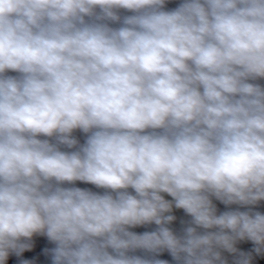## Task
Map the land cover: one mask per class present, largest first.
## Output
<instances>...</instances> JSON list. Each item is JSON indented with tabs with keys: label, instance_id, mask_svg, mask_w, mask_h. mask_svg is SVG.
<instances>
[{
	"label": "clouds",
	"instance_id": "9594fccd",
	"mask_svg": "<svg viewBox=\"0 0 264 264\" xmlns=\"http://www.w3.org/2000/svg\"><path fill=\"white\" fill-rule=\"evenodd\" d=\"M167 3L0 0V264L37 234L52 264L264 252V214L213 203L264 201V0Z\"/></svg>",
	"mask_w": 264,
	"mask_h": 264
},
{
	"label": "trees",
	"instance_id": "16d2710c",
	"mask_svg": "<svg viewBox=\"0 0 264 264\" xmlns=\"http://www.w3.org/2000/svg\"><path fill=\"white\" fill-rule=\"evenodd\" d=\"M165 10H168V3L165 5ZM120 14L123 16V15H131L132 13L127 12L125 10H121ZM111 26L116 27L118 25L113 24ZM7 75L16 76L18 75V73L9 71ZM257 81H255L254 83H257ZM260 85L264 87V81ZM73 136L79 141L80 144H83L86 140V134L82 133L80 130L74 131ZM40 138L43 139L45 137H40ZM62 150L72 151V149H62ZM78 185L84 189H89V190L96 189L95 192L100 193V194H103L105 191L104 189L97 188L95 185H92V184H86L83 182H79ZM213 203L217 207L218 214L223 211H227V210L239 209L241 211H247L249 207L257 208L261 214H264V201H260L255 206H247V207H241L238 205L225 206L220 201H217L215 199H213ZM156 228H157L156 225L149 224V225L137 226L130 230L138 234H141L146 231H154ZM240 243L241 241L237 243L236 245L237 249H239ZM31 244H32V248L30 250L23 252L15 264H21V261L23 260H28L31 262V264H52L51 249L55 247L54 243L49 241L46 236L37 234L34 240L31 242ZM254 248H255V245L253 244V242L249 241L245 249V253H251L252 258H258V264H264V252L257 254L254 251ZM135 254L141 255V256L145 255V253L140 250H138ZM13 255L14 254L9 255V257L6 260V263L10 260V258ZM156 258L167 260L168 264H176V262L173 260L170 253H168L167 251L160 253Z\"/></svg>",
	"mask_w": 264,
	"mask_h": 264
},
{
	"label": "crops",
	"instance_id": "0c3cea01",
	"mask_svg": "<svg viewBox=\"0 0 264 264\" xmlns=\"http://www.w3.org/2000/svg\"><path fill=\"white\" fill-rule=\"evenodd\" d=\"M176 4H177V0H169L168 1V10H172V9L176 8ZM78 183H79V181L75 182L74 185L66 184V186H68V187H71V186L80 187L78 185ZM82 189H84V188H82ZM92 191H96V189H93ZM173 209H175V211H177L176 208H173ZM251 209H252V211H259L257 208H254V207H251ZM178 210H180L178 220H177V222H173L171 225L173 226V231L176 234H182L183 229L185 227L189 226L190 221H191V217L188 216L182 209H178ZM199 231H204V230L199 229ZM35 237H36V235H34V238ZM33 240L34 239H32L31 242ZM248 242H249L248 240L241 241L238 252H245V249L247 247ZM221 255H222V258L227 262V264H234L235 260L238 258V254L228 253L227 251H224V250H221ZM14 257H15V260L13 261ZM19 257L20 256L16 257V255L14 254L8 262H12L13 264H15ZM251 264H258V258H252Z\"/></svg>",
	"mask_w": 264,
	"mask_h": 264
},
{
	"label": "built area",
	"instance_id": "2783aa9c",
	"mask_svg": "<svg viewBox=\"0 0 264 264\" xmlns=\"http://www.w3.org/2000/svg\"><path fill=\"white\" fill-rule=\"evenodd\" d=\"M181 2H182V0H177L176 7L179 6V4ZM263 81H264V78H261V79H258L257 83L261 84V83H263ZM170 214H172V215H174L176 217V219L173 222H177V220H178L177 212L173 209L172 213H170Z\"/></svg>",
	"mask_w": 264,
	"mask_h": 264
},
{
	"label": "rangeland",
	"instance_id": "374dc122",
	"mask_svg": "<svg viewBox=\"0 0 264 264\" xmlns=\"http://www.w3.org/2000/svg\"><path fill=\"white\" fill-rule=\"evenodd\" d=\"M65 187H68V186H66V185H64ZM93 192H95V191H93ZM164 195V197H165V199H167V200H171L172 198L170 197V196H168L167 194H163ZM175 210V209H174ZM177 211V216H179V214H180V210H178V209H176ZM155 225V224H154ZM168 227H170L172 230H173V226L170 224V225H168ZM32 239H34V236L32 237ZM31 239V240H32ZM17 257V256H16ZM15 260V257H14V259H13V261ZM7 264H13L12 262H8Z\"/></svg>",
	"mask_w": 264,
	"mask_h": 264
}]
</instances>
